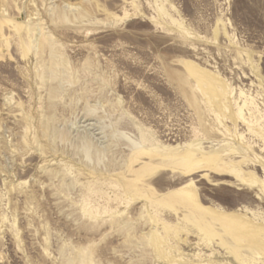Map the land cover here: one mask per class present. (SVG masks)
<instances>
[{
  "label": "rangeland",
  "instance_id": "1",
  "mask_svg": "<svg viewBox=\"0 0 264 264\" xmlns=\"http://www.w3.org/2000/svg\"><path fill=\"white\" fill-rule=\"evenodd\" d=\"M34 3L64 65L0 39V264H264V0Z\"/></svg>",
  "mask_w": 264,
  "mask_h": 264
},
{
  "label": "bare ground",
  "instance_id": "2",
  "mask_svg": "<svg viewBox=\"0 0 264 264\" xmlns=\"http://www.w3.org/2000/svg\"><path fill=\"white\" fill-rule=\"evenodd\" d=\"M14 1L17 2V1H23V0H10L9 2H6V0H0V39L2 37L5 38L7 33H14L20 39L21 53H22V56L24 58L27 57V58L31 59L33 55L41 56L44 53L43 51L45 48H47V50L49 49L51 52L50 53V62L47 66H45L44 75L41 76V78L40 77L39 78L42 82H45L46 79L52 80L53 77H55V75H57V68L60 65H64L63 57L61 54H59V53L57 54V52L54 51V47H53V43L51 42V39L49 37H46L45 34H41L43 32V28L39 22V19L37 18L39 16V14H37L38 10H36V14H34L33 12L28 14V20L26 22H24L25 31H24L23 26L20 27L19 25L14 23L11 16L6 15L7 8L9 10L10 4L12 2L15 3ZM30 2L32 4L35 2V0H30ZM34 4H32V6ZM71 5L69 4V5H67V7H65V9H66L65 13L66 12L67 13L73 12L71 7H74V6H71ZM75 8H77V6H75ZM82 13H85V11H82ZM34 16H37V17L33 18ZM67 18H68V16L65 15V20ZM39 36H41V37L39 38ZM3 47H4V43L2 44L0 42V52L3 51ZM57 58H58V60H57ZM241 97H244L243 93H241ZM248 105H249V101L245 97L244 98V104L242 106H237V114H235L236 117L238 116V118L245 121V118L243 116L244 107H247ZM195 156H196V148H195V146H192L191 149L187 152L185 159L191 161V160L195 159ZM221 159L224 162L223 165L226 167L227 177L234 179L235 181H238V182L242 181V183H243L244 178L242 175V170L235 165V161L229 162V160L227 161V159H223L222 157H221ZM8 160H10V159H8ZM194 174H198V172H196ZM256 183H257V180L256 181L252 180V182L250 183L249 186L253 187ZM262 187H263V192H264V185ZM256 195H257V196H255L256 200H259V194H256ZM239 212L248 213L250 211L247 207L243 206L236 213H239ZM253 217L256 221H258L256 214H253ZM263 224H264V219H263L262 225ZM153 235H154V237H157V235L155 233H153Z\"/></svg>",
  "mask_w": 264,
  "mask_h": 264
}]
</instances>
